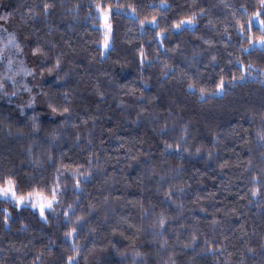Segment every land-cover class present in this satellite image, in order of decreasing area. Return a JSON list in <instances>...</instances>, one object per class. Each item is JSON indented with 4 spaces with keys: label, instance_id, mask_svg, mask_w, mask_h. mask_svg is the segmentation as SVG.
<instances>
[{
    "label": "trees",
    "instance_id": "1",
    "mask_svg": "<svg viewBox=\"0 0 264 264\" xmlns=\"http://www.w3.org/2000/svg\"><path fill=\"white\" fill-rule=\"evenodd\" d=\"M97 3L113 9L104 55ZM258 9L0 0V183L57 188L44 217L0 200V264H264V46L248 49L264 32L247 27Z\"/></svg>",
    "mask_w": 264,
    "mask_h": 264
},
{
    "label": "snow or ice",
    "instance_id": "2",
    "mask_svg": "<svg viewBox=\"0 0 264 264\" xmlns=\"http://www.w3.org/2000/svg\"><path fill=\"white\" fill-rule=\"evenodd\" d=\"M260 2V9H258L256 12H254L252 14V17L250 18V22L248 24V28L251 29V27L253 26L252 24V19H256L259 20V27L260 30L262 32H264V20H261L260 17L262 15H264V0H259ZM49 5L45 4L44 5V10L47 11ZM96 8L98 10L101 11L102 15H103V19L105 20V24H104V28L107 29V31L104 33V41H103V46L106 48L108 47L109 44V33L111 31V26L107 23L108 21V9L103 8L101 4L97 3L96 4ZM193 17H188L186 19V21H181L180 24H176L174 25V27L179 28L181 26V24L184 23H192L193 22ZM141 23H145L144 21H141ZM151 23L155 24L156 23V17L152 18ZM244 29H241V32H243ZM161 33H157V36H160ZM249 42L252 43V38L251 36H249ZM260 45L264 46V36L260 37V39L257 41ZM10 44H15L16 48L19 50L20 45L18 43H15V39L14 37L10 38L9 40ZM33 54H42L43 53V49H41L40 47H36L33 48ZM213 60H215V57H213ZM9 64H11V60H9ZM60 64V60L57 59L56 60V67H58ZM30 71V70H29ZM49 72L53 71L52 68L48 69ZM194 84H189L188 87L192 88L194 87ZM0 87H3L2 84H0ZM224 87V82H223V78H221L220 82L216 84V89L217 91L222 90ZM204 89H201V92L203 93ZM101 95H103L101 93ZM33 103V101H29V104ZM52 108L53 112L57 111V108L49 105ZM69 111L68 108H63V112L67 113ZM35 127V125H33ZM261 139L264 140V135L261 136ZM172 146L169 144H165V149H170ZM181 145L179 143H177L176 145V149H180ZM184 151H188L187 148L184 149ZM197 152L200 151L199 148L196 149ZM210 155V154H209ZM253 180H255V177H253ZM77 186H79V181H77ZM58 187V186H57ZM256 189H253L252 191V195L255 196L256 195ZM0 197H4V198H9L11 197L12 200L15 201V203L17 204V206H20L22 203L24 202H30L32 203L33 207H39L40 208V215L41 217H44V213H45V208H51L53 203L57 201V188H52L51 189V196L48 197L44 194V192L42 190H37L36 188H33L30 192H28L27 194H18V189H17V184L16 181L12 178V177H5L3 180V183H0ZM65 215H67V212L65 213ZM79 219V217L77 218ZM159 224L161 227L164 226L165 224V217L163 215L160 216L159 218ZM73 232H75V229H71L67 235L71 236L73 234ZM249 251H252L251 249H248ZM137 255H139V253H137ZM68 264H75L74 262V258L72 256L68 257Z\"/></svg>",
    "mask_w": 264,
    "mask_h": 264
},
{
    "label": "rangeland",
    "instance_id": "3",
    "mask_svg": "<svg viewBox=\"0 0 264 264\" xmlns=\"http://www.w3.org/2000/svg\"><path fill=\"white\" fill-rule=\"evenodd\" d=\"M106 9H108V21H107V23L110 25V15H111V13L113 12V9H111V8H106ZM129 14L130 15H132L131 14V12H129ZM97 15H98V18H99V21H100V23H99V28H100V31H101V33H102V36H103V38H102V41H101V43H100V48H101V50H102V55H104L107 51H108V49L110 48V39H111V31H110V33H109V44H108V47H104L103 46V41H104V33L107 31V29H105L104 28V24H105V20L103 19V15H102V13H101V11L100 10H98L97 9ZM256 20V19H255ZM182 21H186V19H184V20H182ZM152 25H153V23H151ZM180 24V23H179ZM194 25H195V23H194V21L192 22V23H184V24H181V26L179 27V28H177V27H174V31H177V30H179V29H181V28H190V29H192L193 27H194ZM111 26V25H110ZM258 41V40H257ZM257 41H253L252 43H250V45H249V47H248V49H250V48H252V47H257V48H260V47H263L262 45H260ZM38 79H40V78H37V82L39 81ZM36 86H38V84H36ZM37 88V87H36ZM36 90V89H35ZM221 92H222V90H220V91H217L216 90V92H215V94L216 95H220L221 94ZM42 98L41 97H37L36 99H35V101H34V103L35 104H32V105H41V102H42V100H41ZM48 197H50V196H48ZM0 200H9V201H11L12 203H14L15 204V206L16 207H28V208H30V209H32V210H34V211H36L39 215H40V208L37 206V207H33V205H32V203H30V202H24V203H22L20 206H17V204L15 203V201L14 200H12L11 199V197H9V198H4V197H0ZM54 204V203H53ZM50 208H45V212L47 211V210H49ZM41 216V215H40Z\"/></svg>",
    "mask_w": 264,
    "mask_h": 264
}]
</instances>
